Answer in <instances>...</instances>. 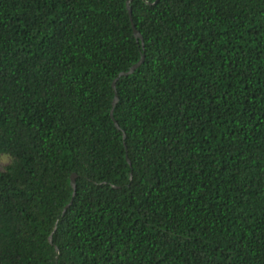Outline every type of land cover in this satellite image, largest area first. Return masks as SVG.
<instances>
[{
	"label": "trees",
	"instance_id": "16d2710c",
	"mask_svg": "<svg viewBox=\"0 0 264 264\" xmlns=\"http://www.w3.org/2000/svg\"><path fill=\"white\" fill-rule=\"evenodd\" d=\"M0 148V264H264V0H0Z\"/></svg>",
	"mask_w": 264,
	"mask_h": 264
},
{
	"label": "water",
	"instance_id": "95a60500",
	"mask_svg": "<svg viewBox=\"0 0 264 264\" xmlns=\"http://www.w3.org/2000/svg\"><path fill=\"white\" fill-rule=\"evenodd\" d=\"M128 9H129V11H130V13H131V9H130V1L128 2ZM134 33H135V37L138 39V40H141L142 41V44H143V40H142V36H141V34L137 31V30H134ZM144 56L141 58V60L137 63V64H135L134 66H132L131 68H130V70L128 71V72H124V73H121L120 74V76H119V78H121V77H128V76H130V75H132L143 63H144ZM118 81V79L117 80H115L114 81V83H113V87L115 88L116 87V82ZM118 101H119V97H118V95L116 94L115 95V98H114V100H113V110L111 111V117L113 118V113H114V108H115V106L117 105V103H118ZM115 122V121H114ZM115 124H116V126H117V128L118 129H120L119 128V126H118V124H117V122H115ZM124 138H125V135H124ZM76 177H77V175L76 174H74L72 177H71V185H72V187H73V190H74V194L73 195H75V193H76ZM70 207V205H68L65 209H64V211H63V215L66 213V211L68 210V208ZM54 231H56V228H55V230ZM49 240H50V243H52L53 241H52V236H50V238H49Z\"/></svg>",
	"mask_w": 264,
	"mask_h": 264
},
{
	"label": "clouds",
	"instance_id": "9594fccd",
	"mask_svg": "<svg viewBox=\"0 0 264 264\" xmlns=\"http://www.w3.org/2000/svg\"><path fill=\"white\" fill-rule=\"evenodd\" d=\"M20 166L17 154L11 150L0 148V172H11Z\"/></svg>",
	"mask_w": 264,
	"mask_h": 264
}]
</instances>
